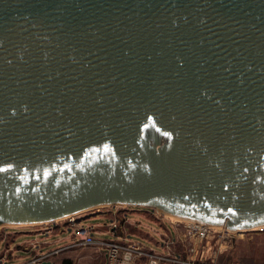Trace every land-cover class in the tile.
Segmentation results:
<instances>
[{"label": "water", "instance_id": "water-1", "mask_svg": "<svg viewBox=\"0 0 264 264\" xmlns=\"http://www.w3.org/2000/svg\"><path fill=\"white\" fill-rule=\"evenodd\" d=\"M113 205L264 226V0H0V226Z\"/></svg>", "mask_w": 264, "mask_h": 264}, {"label": "rangeland", "instance_id": "rangeland-1", "mask_svg": "<svg viewBox=\"0 0 264 264\" xmlns=\"http://www.w3.org/2000/svg\"><path fill=\"white\" fill-rule=\"evenodd\" d=\"M129 207L130 209H126ZM129 207L117 205L113 207L106 206L100 209H94L81 214L82 216H73L75 221H70L69 217L63 218L62 220L58 221V230L56 229L54 232L45 231V233L43 234L21 235L17 239L16 244H19L25 239L37 240L38 244L33 248L34 250L45 251L62 247V250L54 253V260L61 261L64 257L71 255L75 256L76 259L80 258L87 261V263L82 264H104L103 256L97 248L91 246L67 247L71 244H66L75 241V236L73 233L76 230V227L85 224L96 225L95 235L98 238L118 240L122 239V236L120 234H116L115 232H113L118 228L116 230H113V227L111 226L116 217L115 215L122 214V209H124V216L131 219L130 222L128 220L126 221L129 222L127 223V227L128 231L130 232L129 234H127V236L133 240L142 242L143 244L152 247L156 251H163L165 246V239L162 236L157 235L155 232V227L159 228V224L156 221L148 218L149 216L147 213L148 210H152L151 212H155V209L140 206ZM159 216V220L161 219V221L163 220L166 223L172 225L174 222V224L178 223L180 225L178 227L181 230V233L183 235L185 234V239H182L181 242L183 243L181 245H178L177 251L182 253V257L186 258L189 255V253L187 252V248L190 242V239H188L186 235L188 220L180 218H175L176 220L171 219L169 217H166V215L162 212H159ZM135 219L140 220L144 225L149 226V228H146V230L147 232H151V236L153 239L148 238V235H146L145 232H143L142 230H138L134 226L133 222ZM51 225L52 223L48 222L38 224L35 227L42 228ZM66 225H69L66 230H59V227ZM151 227L154 228L153 231L150 230L152 229ZM4 228L5 229L3 230V235H6V233H4L5 231H13L16 228H21L19 230H16L18 232L30 231L29 227L27 228V226H6ZM223 228L226 229L225 226H223ZM221 234V232L212 233L209 238H201L196 235L194 236L193 256L196 262H204L210 264H264V231H260L259 229L236 230L234 232L231 231L230 234H226L225 237H222ZM63 247L67 248L63 249ZM173 249L174 247L172 245V252ZM16 255L18 256L16 260L25 261L29 259L28 257L30 256V252L27 253L24 251H20Z\"/></svg>", "mask_w": 264, "mask_h": 264}, {"label": "built area", "instance_id": "built-area-1", "mask_svg": "<svg viewBox=\"0 0 264 264\" xmlns=\"http://www.w3.org/2000/svg\"><path fill=\"white\" fill-rule=\"evenodd\" d=\"M70 219L73 216L69 217ZM74 220V219H73ZM70 220V221H73ZM75 221V220H74ZM186 235L190 239L187 252L189 255L184 258L182 255L172 252L173 241L167 242V251L158 252L152 249H148L142 242L127 239H105L98 238L95 235L96 225L85 224L76 227L74 231L75 241L67 246H91L97 248L102 255H105L109 264H137L141 260H145L146 264H163L165 262L171 264H210L204 262H196L194 260V236L201 238H209L212 233L221 232V236L225 237L226 234H230L231 231L223 226L217 227L213 225H207L202 223H195L187 221ZM119 226V218L116 216L111 227L116 230ZM3 227L0 226V235L3 234ZM260 231H264V226L255 227ZM217 229V230H216ZM116 234L117 230L114 231ZM67 247H63L67 248ZM61 248H57L53 252H44L33 256V258L24 264H38L44 260H47L52 254L59 252ZM215 264V263H211Z\"/></svg>", "mask_w": 264, "mask_h": 264}, {"label": "crops", "instance_id": "crops-1", "mask_svg": "<svg viewBox=\"0 0 264 264\" xmlns=\"http://www.w3.org/2000/svg\"><path fill=\"white\" fill-rule=\"evenodd\" d=\"M113 206H117V205H113ZM97 209H100V208H97ZM126 209H130V207L126 208ZM122 211H123L122 214L115 215V216H117L119 218V227L117 229V233L122 236V239L133 240V239H131V238H129L127 236V234L130 233L128 231L127 223H129L131 219L124 216V211H125L124 209H122ZM151 211L152 210H150V211L148 210L147 211L148 216H149L148 218L152 219L153 221H156L159 224V228L155 227V232H156L157 235L162 236L165 239L164 250L161 251V252H166L167 251V247H166L167 246V242L168 241H173V247H174L173 252L176 253V254L182 255V253L177 251L178 250L177 249L178 245H181L183 243V242H181L182 239H185V234L183 235L181 233V230L178 227L180 225L178 223L174 224V222H173V225H172V224L166 223L163 220L161 221V219L159 220L160 216H159L158 210L155 209V212H151ZM79 215H81V214H79ZM127 220L129 222H126ZM58 221H60V220H57V221H54V222H49V223H52L51 226L42 227V228H37V227H35L36 225L27 226V228L29 227L30 231H26V232H24V231L23 232L16 231V230H19L21 228H16L13 231H8V230L5 231L4 233H6V235H3V234L0 235V264H24V263L29 262L33 258V256H35V255H38V254H41V253H44V252H53V251H55L56 249H54V250H45V251H43V250L42 251L34 250L33 248L38 244L37 240L25 239L22 242H20L19 244H16V242H17V239L21 235L43 234V233H45V231L54 232L58 228ZM124 222H126V223H124ZM133 223H134V226L138 230H142L143 232H145L146 235H148V238L153 239L152 236H151V232H147V230H146V228H149V226L144 225L140 220H136V219L134 220ZM54 225H56V226H54ZM68 226L69 225L59 227V230L60 231H64V230H66V228ZM2 227H3L2 229L4 230L5 229L4 227H6V226H2ZM15 227H21V226H15ZM43 228H45V229H43ZM150 230L153 231L154 228H152ZM183 236H184V238H183ZM73 242L74 241H72L70 243H67L66 245L72 244ZM144 246H146L148 249L155 250L152 247H149V246H147L145 244H144ZM20 251H24V252H27V253L30 252V256L28 257L29 259L25 260V261L16 260L18 258V256L16 254L18 252H20ZM53 255L54 254H52L48 258V260H51L52 264H79V263L82 264V263H87L86 260H83V259H80V258L76 259L75 256H71V255L64 257L61 261H57V260H54ZM102 256H103L104 264H109L108 261H107L106 256L105 255H102ZM137 264H146V261L145 260H141ZM163 264H171V263L165 262Z\"/></svg>", "mask_w": 264, "mask_h": 264}, {"label": "bare ground", "instance_id": "bare-ground-1", "mask_svg": "<svg viewBox=\"0 0 264 264\" xmlns=\"http://www.w3.org/2000/svg\"><path fill=\"white\" fill-rule=\"evenodd\" d=\"M167 217L171 218V219H175L178 218L176 216L170 215V214H165ZM74 218H72L71 220H73ZM179 219V218H178ZM176 220V219H175ZM15 226H22V225H15ZM220 227V226H217ZM251 229H259V228H251ZM238 230H246V229H238Z\"/></svg>", "mask_w": 264, "mask_h": 264}]
</instances>
